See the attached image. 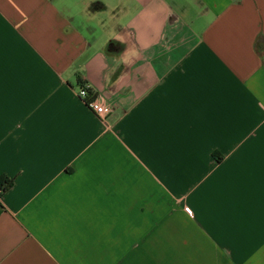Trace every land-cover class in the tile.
I'll return each instance as SVG.
<instances>
[{"label":"crops","instance_id":"1","mask_svg":"<svg viewBox=\"0 0 264 264\" xmlns=\"http://www.w3.org/2000/svg\"><path fill=\"white\" fill-rule=\"evenodd\" d=\"M1 178L0 264H264V0H0Z\"/></svg>","mask_w":264,"mask_h":264},{"label":"built area","instance_id":"2","mask_svg":"<svg viewBox=\"0 0 264 264\" xmlns=\"http://www.w3.org/2000/svg\"><path fill=\"white\" fill-rule=\"evenodd\" d=\"M79 97L83 99L89 109L98 117L103 120H106L111 113V109L108 108L103 101H100L97 97H91L88 91V88H82L79 92ZM188 213L191 214L189 209H186Z\"/></svg>","mask_w":264,"mask_h":264},{"label":"trees","instance_id":"3","mask_svg":"<svg viewBox=\"0 0 264 264\" xmlns=\"http://www.w3.org/2000/svg\"><path fill=\"white\" fill-rule=\"evenodd\" d=\"M12 184L13 182L11 180L4 178L0 179V198H1V194L6 192L12 186Z\"/></svg>","mask_w":264,"mask_h":264}]
</instances>
